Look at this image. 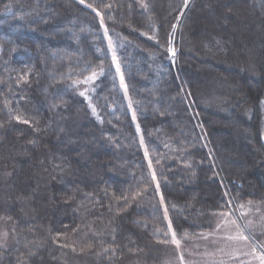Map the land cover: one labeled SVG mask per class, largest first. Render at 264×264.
Instances as JSON below:
<instances>
[{
	"label": "trees",
	"instance_id": "obj_1",
	"mask_svg": "<svg viewBox=\"0 0 264 264\" xmlns=\"http://www.w3.org/2000/svg\"><path fill=\"white\" fill-rule=\"evenodd\" d=\"M263 120L264 0H0V264H163L264 202Z\"/></svg>",
	"mask_w": 264,
	"mask_h": 264
},
{
	"label": "rangeland",
	"instance_id": "obj_2",
	"mask_svg": "<svg viewBox=\"0 0 264 264\" xmlns=\"http://www.w3.org/2000/svg\"><path fill=\"white\" fill-rule=\"evenodd\" d=\"M177 27H175L173 32L170 50L173 60L177 52L174 45ZM103 29L120 86L125 93L151 172L154 174V166L150 161L141 130L137 124L123 80V74L118 64L117 54L105 26ZM82 91L87 93L89 89L84 88ZM164 213L175 245V256L167 258L163 264H264V202L236 204L230 199L229 209L217 215L214 229L202 235L201 238H178L173 230L166 209ZM0 234V246L4 248L10 247L13 236L7 222L2 223Z\"/></svg>",
	"mask_w": 264,
	"mask_h": 264
}]
</instances>
